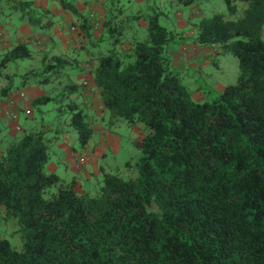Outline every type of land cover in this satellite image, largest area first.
<instances>
[{"label": "trees", "instance_id": "obj_1", "mask_svg": "<svg viewBox=\"0 0 264 264\" xmlns=\"http://www.w3.org/2000/svg\"><path fill=\"white\" fill-rule=\"evenodd\" d=\"M116 1L101 0L106 21L94 37L95 21L59 0L73 17L78 48L45 52L40 68L18 76L22 87L62 84L59 93L46 88L29 105L42 114L39 107L53 104L81 150L93 128L87 109L74 100L82 87L71 74L85 56L100 108L114 121L143 126L134 142L138 158L120 168L135 174L102 170L92 194L77 191L73 180L65 185L45 171L50 126L9 136L3 116L0 208L15 219L22 247L0 239V264H264V0H222L227 19L214 13L197 22L194 44L237 60L235 82L199 101L170 66L168 44L179 34L158 24L155 9L118 22ZM236 2L243 5L237 17ZM46 12L28 15V23L48 28L41 20ZM138 19L145 20L144 38L129 33ZM30 54L24 43L0 54L5 105L19 92L8 79Z\"/></svg>", "mask_w": 264, "mask_h": 264}, {"label": "rangeland", "instance_id": "obj_2", "mask_svg": "<svg viewBox=\"0 0 264 264\" xmlns=\"http://www.w3.org/2000/svg\"><path fill=\"white\" fill-rule=\"evenodd\" d=\"M73 4L75 0H64ZM115 8L120 14H117L118 22H123L124 17L127 14H134L136 12L140 14L151 12L152 9L158 11L161 16L158 19V24L164 27L166 30L179 34L171 43L168 44V57L170 53H180L181 44L193 43L195 38L196 24L202 17L210 16L217 13L228 18L226 7L222 0H198L195 4L190 6H182L175 4L174 0H117ZM11 1H7L9 6ZM75 5V3H74ZM109 5V4H108ZM236 17L240 15L242 10V3L236 2ZM194 7V10L190 12ZM93 8V7H91ZM91 8L88 9L91 11ZM87 10V11H88ZM2 13L9 11V7L1 10ZM95 13V9H92ZM85 16V13H81ZM124 16V17H123ZM179 17L187 18V23L179 30L175 25V21ZM70 19H73L70 18ZM70 21V20H68ZM73 21V20H72ZM71 21V22H72ZM144 23L145 20L138 19L134 21ZM94 22V21H93ZM70 28L74 27L70 24ZM100 27L99 20H95L92 34L94 37L98 36L97 29ZM63 28H69L66 24ZM61 28L60 32H63ZM129 29H132V25H129ZM136 29V28H135ZM76 30L72 29L67 33L68 39L71 41L70 46L66 49L78 48V38L75 33ZM145 36V32H144ZM143 36V38H144ZM141 37V36H140ZM261 37L264 41V28L261 32ZM125 41V46H126ZM96 52V50L94 49ZM215 51V52H214ZM63 52V50L52 48L48 51L49 54L55 55ZM83 54V53H81ZM68 55H71L69 53ZM37 56V55H36ZM34 56L33 60H28L22 63L18 68L17 74L10 77L8 80L13 79V86L17 85L14 92H21L23 99H16L15 106L17 111V126L19 130H14L12 126L4 124L5 132L9 136L19 135L22 130H26L29 127H40L41 124H47L50 126L51 134L47 143V162L45 164V171L56 174L62 183L69 185L71 181H74V186L77 191H83L93 193L98 187V182L101 180L103 171H114V169H123V165L128 162L133 165L135 159L139 156V150L136 148L134 142L139 141L144 132L143 126L140 124L130 125L123 120H116L110 118L106 112L102 114L98 108V102L96 94L92 90L93 85L88 82V72L91 62L86 61V57L79 56V68L74 69L71 74V79L77 87H82V94L74 97V100L89 113L90 121L93 128L96 130L92 134L88 141L87 148L85 150L87 154L80 152V147L76 140L75 132L68 126L67 119L64 115L59 118L54 110L55 106L49 104L39 107L42 114H38V111L32 109L29 102L37 95H40L46 91V88L52 89V93H59L62 84L51 82L48 87H40L34 83L27 84L26 86L20 85V77L18 74L23 75L30 70H36L40 68L41 63L38 58ZM199 66L196 69L191 67H182L180 73V81L187 88L188 91L194 93L198 90V95L207 94L208 98H211L216 93L212 89L216 84H232L235 82V75L237 71V60L229 53H221L218 48L214 47V50L209 48L207 61L201 56L199 57ZM11 64L9 65L10 72L13 70ZM6 80V82L8 81ZM22 80V79H21ZM62 83L65 82L61 78ZM5 82L0 81V86H4ZM56 83V84H55ZM13 92V93H14ZM58 106V105H57ZM63 106V105H62ZM3 111L4 108L0 104V126L3 125ZM113 122L111 124L110 122ZM4 143H1L2 146ZM82 156L83 166L81 169H75L74 164L77 161V156ZM81 159V160H82ZM120 169L121 176L128 177L133 175L132 168L130 170ZM135 174V172H134ZM0 239L8 241L11 248L20 250L22 247L18 226L16 221L12 217H7L0 208Z\"/></svg>", "mask_w": 264, "mask_h": 264}, {"label": "crops", "instance_id": "obj_3", "mask_svg": "<svg viewBox=\"0 0 264 264\" xmlns=\"http://www.w3.org/2000/svg\"><path fill=\"white\" fill-rule=\"evenodd\" d=\"M7 1L12 2L10 6L9 4H7ZM23 3H27L28 6H25L24 9L21 10L19 5ZM74 3L76 9L80 13H85V16L90 19V21L99 20L100 23L106 21V12L104 8L101 7V0H75L73 4ZM6 7H9V11L2 13L1 10L6 9ZM90 8L91 11L88 10ZM41 9L46 10V13H48L41 19L44 23H46V20L49 22L48 28L40 29L28 23V15L39 16ZM92 9H95V13L94 11H92ZM193 10L194 7L190 12H192ZM70 18H72V16L62 10L59 4V0H0V54L16 43H24L31 52L30 58L28 60H33L34 56L37 55L36 57L40 56L38 58V61L40 62L43 55H45V52H48L51 48L52 50H54L55 48L65 50L68 46H70L69 44L71 42L67 37V33L73 29L72 27L70 28V24L72 21V19ZM187 21L188 19L184 17H179L176 19L175 25L179 32H181L180 29H182V27L187 23ZM66 24L69 25L68 30L63 28ZM144 27V23L140 21H138L137 23H132V29L129 31V33L131 34L135 32V36H138V38H143ZM61 28H63V32L58 31ZM126 38L127 41L130 39V36H127ZM209 48L214 50V47L212 46H199L194 44V42H190L187 44L183 43L181 44L179 54L173 52L170 53V66L176 71H181L182 67H191L194 70L200 65L199 62L197 63V61H199L200 56L207 61ZM50 55L55 54L52 53ZM88 80L90 85H93L90 75H88ZM224 86L225 85L223 84H216L214 86V89L212 90L215 92H220ZM198 92L199 91L196 90L194 93H192L191 96L193 99L199 101L202 100V95H198ZM96 99L98 102L97 95ZM0 104L3 108L5 107L4 102L0 101ZM98 108L101 110L100 112L102 114H105L104 111L100 108V105ZM6 125L11 126L10 123H6ZM95 132L96 130L93 128L92 134H94ZM87 144L84 148L80 150L81 153H88L85 150V148H87ZM76 156L82 157L80 155ZM83 162L79 169L82 168Z\"/></svg>", "mask_w": 264, "mask_h": 264}, {"label": "built area", "instance_id": "obj_4", "mask_svg": "<svg viewBox=\"0 0 264 264\" xmlns=\"http://www.w3.org/2000/svg\"><path fill=\"white\" fill-rule=\"evenodd\" d=\"M16 94H17L16 97L11 99L8 102V104L5 105V109L3 111V116H4L5 120L11 124L12 128L17 131V130H19V127L17 126V122H16L17 121V115L12 110H10V107L13 104H15L14 101L16 99H23V94L21 92H18ZM81 159H82V157L77 158V161H76L75 166H74L75 169H79L80 166L82 165L83 159L82 160Z\"/></svg>", "mask_w": 264, "mask_h": 264}]
</instances>
